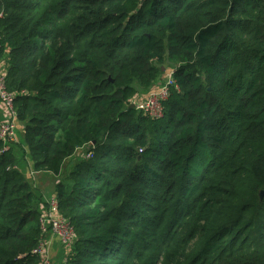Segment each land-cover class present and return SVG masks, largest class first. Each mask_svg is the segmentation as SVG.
Here are the masks:
<instances>
[{
  "label": "trees",
  "instance_id": "trees-1",
  "mask_svg": "<svg viewBox=\"0 0 264 264\" xmlns=\"http://www.w3.org/2000/svg\"><path fill=\"white\" fill-rule=\"evenodd\" d=\"M0 61V264H38L21 165L80 149L53 190L67 264H264V0H0ZM169 67L163 117L131 108Z\"/></svg>",
  "mask_w": 264,
  "mask_h": 264
},
{
  "label": "built area",
  "instance_id": "built-area-1",
  "mask_svg": "<svg viewBox=\"0 0 264 264\" xmlns=\"http://www.w3.org/2000/svg\"><path fill=\"white\" fill-rule=\"evenodd\" d=\"M172 79V71H170L154 92L142 101L135 103V109L152 119L162 118L163 104L168 100L170 89L174 86ZM0 104L5 112L4 118L0 115V141L7 149L11 144L17 142V124L13 96L5 90L4 63L0 70ZM40 235L38 244L32 250V254L38 259V264H67V254L75 242V233L69 221L60 215L55 195L47 200L46 207L41 212ZM54 241L60 244L64 250L60 263L54 262L51 256Z\"/></svg>",
  "mask_w": 264,
  "mask_h": 264
},
{
  "label": "crops",
  "instance_id": "crops-1",
  "mask_svg": "<svg viewBox=\"0 0 264 264\" xmlns=\"http://www.w3.org/2000/svg\"><path fill=\"white\" fill-rule=\"evenodd\" d=\"M2 63L3 62L0 61V70H1V67H2ZM165 71H164V73H165ZM165 74H167V73H165ZM164 79H165V75H164V77L163 76L161 77V79L159 80V83L162 80H164ZM144 97H146V96H144ZM0 115H2L3 118L5 117V112H4L3 107L1 106V104H0ZM84 150L85 149L77 150L76 155L74 157H77V155L78 156H82V152H84ZM77 159H79V157H77ZM34 174L37 176V179H38V182L36 183L35 187L39 188L41 193H44L45 196H47L50 193L51 190H52V193L54 195V192H53L54 183L57 180V178L60 179V177H55L54 175H52L50 173H34ZM46 202H47V199H46V197H44L43 202L39 205V210L41 212L45 209ZM61 248L62 247H61L60 244H58L55 241L53 242L52 248H51V256H52L54 262H56V263H60L61 260L63 259V251H62Z\"/></svg>",
  "mask_w": 264,
  "mask_h": 264
},
{
  "label": "rangeland",
  "instance_id": "rangeland-1",
  "mask_svg": "<svg viewBox=\"0 0 264 264\" xmlns=\"http://www.w3.org/2000/svg\"><path fill=\"white\" fill-rule=\"evenodd\" d=\"M168 70L171 71V67H169ZM164 75H166V74H164V72H163L162 76L164 77ZM20 129H21V127H20V125L18 124V125H17V142L20 141V136L22 135ZM84 154H85V151L82 152V155H84ZM77 157L80 158V156H78V155H77ZM77 157L70 158V159H68V160L65 162L64 169H63V175L60 177V179H61L62 177H64V175L67 174V172H68L69 170H72V169L76 166V164H77ZM20 168L23 170V172H24V176H25L30 182H32V188H33L35 191H38L37 188L35 187L36 183L38 182V179H37V176H36V175L34 174V172L32 171V168L30 167V163H29L28 161H27V162H24V163L21 165ZM56 181H57V182L59 181L58 178H57ZM56 181H55V183H56ZM55 183H54V185H55ZM40 188H41V187H40ZM40 194H42V195H40V196L46 197L47 200L53 195L52 190L50 191V193H49L47 196H45L44 193H41V192H40ZM43 199H44V198H43ZM61 249H62L63 254H64V250H63V248H61Z\"/></svg>",
  "mask_w": 264,
  "mask_h": 264
},
{
  "label": "water",
  "instance_id": "water-1",
  "mask_svg": "<svg viewBox=\"0 0 264 264\" xmlns=\"http://www.w3.org/2000/svg\"><path fill=\"white\" fill-rule=\"evenodd\" d=\"M133 107H134V105L131 106V108H133Z\"/></svg>",
  "mask_w": 264,
  "mask_h": 264
}]
</instances>
